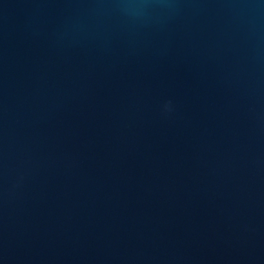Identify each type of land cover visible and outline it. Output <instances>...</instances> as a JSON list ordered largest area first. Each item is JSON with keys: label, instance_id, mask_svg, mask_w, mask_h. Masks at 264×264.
I'll list each match as a JSON object with an SVG mask.
<instances>
[{"label": "water", "instance_id": "95a60500", "mask_svg": "<svg viewBox=\"0 0 264 264\" xmlns=\"http://www.w3.org/2000/svg\"><path fill=\"white\" fill-rule=\"evenodd\" d=\"M0 264H264V0H0Z\"/></svg>", "mask_w": 264, "mask_h": 264}]
</instances>
